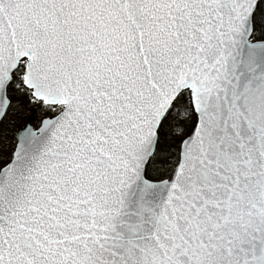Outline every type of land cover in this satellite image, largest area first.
Listing matches in <instances>:
<instances>
[{
  "label": "snow or ice",
  "instance_id": "obj_1",
  "mask_svg": "<svg viewBox=\"0 0 264 264\" xmlns=\"http://www.w3.org/2000/svg\"><path fill=\"white\" fill-rule=\"evenodd\" d=\"M0 264H264V0H0Z\"/></svg>",
  "mask_w": 264,
  "mask_h": 264
}]
</instances>
